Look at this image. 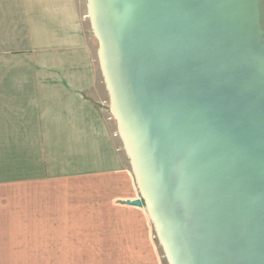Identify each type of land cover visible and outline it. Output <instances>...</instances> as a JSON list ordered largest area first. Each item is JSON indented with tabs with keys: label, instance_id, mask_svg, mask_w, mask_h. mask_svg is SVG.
Returning <instances> with one entry per match:
<instances>
[{
	"label": "water",
	"instance_id": "1",
	"mask_svg": "<svg viewBox=\"0 0 264 264\" xmlns=\"http://www.w3.org/2000/svg\"><path fill=\"white\" fill-rule=\"evenodd\" d=\"M85 3L166 263L264 264V0Z\"/></svg>",
	"mask_w": 264,
	"mask_h": 264
},
{
	"label": "crops",
	"instance_id": "2",
	"mask_svg": "<svg viewBox=\"0 0 264 264\" xmlns=\"http://www.w3.org/2000/svg\"><path fill=\"white\" fill-rule=\"evenodd\" d=\"M86 20L85 0H0V264H163Z\"/></svg>",
	"mask_w": 264,
	"mask_h": 264
},
{
	"label": "rangeland",
	"instance_id": "3",
	"mask_svg": "<svg viewBox=\"0 0 264 264\" xmlns=\"http://www.w3.org/2000/svg\"><path fill=\"white\" fill-rule=\"evenodd\" d=\"M85 28H86V34H87L88 40L91 43L92 49H93V54H94V59H95V65H96L97 75H98V82L97 83L102 88H104L103 81H102V77H101V74H100V71H99V67H98L97 56H96L97 43H96L95 39L92 37L91 31H90V27H89V21L88 20H86V22H85ZM106 97L107 96L105 95V98ZM107 105L109 106V104H107ZM126 163H128V162L126 161ZM157 247H158V251H159V253L161 255L163 264H167L166 261H165V259H164V257H163V252H162L161 248L159 247V245Z\"/></svg>",
	"mask_w": 264,
	"mask_h": 264
}]
</instances>
